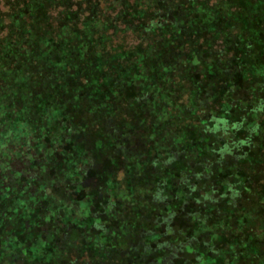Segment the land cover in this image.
I'll list each match as a JSON object with an SVG mask.
<instances>
[{"label":"trees","instance_id":"16d2710c","mask_svg":"<svg viewBox=\"0 0 264 264\" xmlns=\"http://www.w3.org/2000/svg\"><path fill=\"white\" fill-rule=\"evenodd\" d=\"M157 1L146 8L134 7L130 3L123 7H119V3L112 6L117 13L123 11L125 14L121 12L119 18L105 22L100 20L104 28L102 33H98L101 38L90 45H80L79 55L85 56L84 53L107 44L95 59L89 58L91 55H88V59L83 58L84 76L79 84H73L67 78L63 80L64 75L60 74L51 60L46 64L48 53H41L37 57L36 52H26V48L18 50L14 41H11L13 52L0 60V91L4 89L1 101H7L12 96L17 97V100L13 98L0 107V128L7 129L13 125V129L19 131L20 153L16 157L12 153L18 142L12 143L9 138L2 140L0 151L9 159L4 168H0V186L6 187L10 179L17 182L18 189L24 187L32 194L37 181H50L63 172L61 159L72 157V145L77 142L81 130L96 131L101 127L108 133L104 136L99 134L96 143L107 139L110 144L104 146L105 153L116 152L120 156L107 169L100 170L97 180L92 178L91 186H97L101 194L109 178H123L132 172L155 174L156 177L147 180L150 186H144L145 203L157 212H151L155 223L151 227L152 231L144 227L140 229L141 242L138 241L147 252L130 258L134 264H223L212 260L207 262L205 256L207 251H210V255L215 254L207 238L219 233L218 228L224 226L222 209L226 213H235L228 219L230 228L224 226L223 233H220L228 236L233 234L235 227L246 226L242 216H238L241 205H247L245 202H250V205L260 203L264 194V175L258 173L256 178L253 175L243 178L241 175V161L249 162L248 166L250 163L258 166L259 161L264 166V47L258 50L254 45L255 40L252 41L247 35H242V44L239 39H235L233 44L236 21L235 17L227 14L228 11L232 12L229 9L221 22L209 20L196 24L189 23L186 0ZM70 5L74 4L70 2ZM102 6L100 10L104 11ZM231 9L237 8L233 6ZM19 11L15 7L17 21L29 27L31 12L27 9L26 13L19 15ZM3 15L0 14V20ZM60 17L56 20L46 18V25L50 24L54 30V26L59 23L61 25L58 28H62L66 24L73 26L76 21L65 20V13ZM120 20L124 21L120 23L127 27L125 33L129 34L131 40L127 41V38L121 42L112 35V29L116 30L120 26ZM224 27L231 29L229 42L223 39L228 36ZM17 28L23 29L20 25ZM146 32L150 33L148 45L143 44L145 40L141 36ZM41 46L38 45L40 50ZM210 49L214 54L209 59L205 52ZM239 49L244 51L241 58L237 54ZM30 67L36 72H30ZM48 69L55 72V78L47 76ZM31 73L37 74L35 82L29 76ZM241 77L245 83L240 84ZM17 83L20 85L15 87ZM26 86L36 90L37 86L42 88L32 94L40 99L38 104L44 107L43 110L46 109L34 121L30 118L35 115H24L29 119V123L25 122L28 125L17 120L18 115H23V108L28 109L25 99L29 94L21 91ZM26 93H29L27 89ZM107 104L109 109L103 112ZM12 112L16 115H10ZM133 115L137 117L132 119ZM116 130L120 133L121 143L113 138L112 134ZM32 138L49 140L46 148L49 147L52 156L48 158L50 161L46 174L44 171L39 173L31 165L23 166L24 155L34 154L29 148L33 143ZM66 140L71 142L70 149L64 148ZM27 143L30 144L25 147ZM96 143L93 144L94 148L85 147L80 152L85 160L82 163L77 161L75 165L76 171L80 173L71 177L70 183L75 187L80 182L81 173L86 175L89 169L80 166L93 164ZM194 143L199 146L197 150L191 147ZM133 144H139L140 150L145 151V162L157 158L163 163L160 166L162 169L159 166L146 168L135 160L129 163L127 155L130 153L140 157ZM173 161L177 163L172 166L170 163ZM192 175L196 177L195 184L186 181ZM107 191L103 203L109 204L116 200L121 204L125 202L128 191L126 185L118 194L111 187ZM162 193L166 195L165 198ZM247 212H250L249 205ZM208 213V217H205L211 219L208 224L211 223L213 227H199L191 232L193 224H206L202 215ZM142 214L143 211L139 212L137 218H142ZM123 216L118 213V218ZM118 222L123 228L125 221ZM259 222L264 220L258 216L256 223ZM101 224L103 229L99 231L104 232L106 226ZM6 228L7 225L0 224V240L9 241L11 237L17 236L14 229ZM199 229L203 233L197 232ZM149 233L155 237L147 240L148 244H143L144 234ZM252 234L258 235V232ZM201 240L207 243L202 247L195 246ZM238 245L240 241L233 244L234 253L240 250ZM2 251L5 249L1 246L0 253ZM17 253L13 251L14 255ZM260 253L263 254V247L251 250L250 257L255 259ZM117 263L128 264V261L125 263L117 259ZM0 264L9 263L2 260Z\"/></svg>","mask_w":264,"mask_h":264},{"label":"rangeland","instance_id":"374dc122","mask_svg":"<svg viewBox=\"0 0 264 264\" xmlns=\"http://www.w3.org/2000/svg\"><path fill=\"white\" fill-rule=\"evenodd\" d=\"M93 1L0 0V14H5L3 15V19L0 20V60L9 52H13L11 48V41L13 40L18 50L26 48V52H36L37 57H39L38 55L41 53H48L49 57L46 58L45 63L47 64V61L51 60V62L57 66V70L60 74L64 75L62 77L63 80L67 78V81L70 79L73 84H79L84 76V69L82 68L83 58L86 57L88 59V55H91L89 58L95 59L100 55V50H102L101 48L104 46L102 44L103 46L96 48L94 51L90 48L91 52L84 53L86 55L83 56L79 55L80 45L85 43L90 45L93 41L97 42L96 40L101 38V35H98V33H102L104 28L100 25V20L105 22L109 19L113 20L119 18L121 12L123 15L125 14L123 11L117 13L112 6H117L119 3V7H123L130 3L134 7L146 8L158 2L157 0H109L110 2L107 0H100L96 3ZM70 2L74 5L68 6ZM101 2L103 4H101ZM85 4L94 6L88 7ZM185 4L188 8L189 23L192 22L196 24L205 23L209 20H218V22H221L224 13L227 12L228 9L231 10L232 12L228 11L227 14L230 17H235L236 21V32L232 35L234 36L233 40L231 39L233 44L235 43V39H239L242 44V35H247L249 38L253 39L252 41L255 40L254 45L258 50L261 51L263 49L264 0H186ZM101 5H103L102 8L104 11H102V9L100 10ZM233 6L237 9L232 10L231 8H233ZM15 7L20 9L18 12L19 15H23L27 12V9H29L32 14V19H29L31 21L29 27L23 22L17 21V18L14 16ZM92 8L94 9L92 10ZM12 11L13 13L11 14ZM63 13L66 15L65 20H76L73 26H71V24H66L62 28H58V26L61 25V23H59L54 26L53 30L50 24V26L46 25V18L51 20L61 19L60 15H63ZM97 15H99L98 18ZM120 22L124 21L120 20L119 23ZM125 24L127 23L125 22ZM18 25L22 26L23 29L17 28ZM123 25L124 23H120V26L117 27L116 30L111 28L114 30L112 35L121 42L127 38V41L131 40L129 34L125 33L127 32V27ZM145 27L146 26L143 27V31H145ZM223 30L228 35L224 36L223 39L229 42L231 37L229 32L231 29L229 27H224ZM149 35V32L141 34L145 40L143 41L144 45H148L147 41L150 40ZM93 38L95 40H92ZM40 41H42V43H39ZM104 43L106 44V42ZM118 44L120 43H117V45ZM233 44L231 45L233 46ZM38 45H42L40 47L41 50ZM18 50L15 52L17 53ZM228 50L230 51L231 49ZM205 53H207L209 59L214 54L211 49ZM237 54H239L238 58H241L244 56V51L239 49ZM30 55L32 56V54ZM224 57L226 56L224 55ZM112 59H114V57ZM43 60H45V58H43ZM221 65L222 63L220 66ZM39 70L40 69H37V71ZM32 71L34 70L30 67V72ZM13 75L16 76L15 74ZM29 76H32V81L35 82L37 74L31 73ZM47 76L49 78H55L54 76H56V74L52 72L51 69H48ZM132 77L135 78V75ZM239 81L240 84L243 82L242 77ZM19 85L20 84L17 83L15 87ZM26 89L29 93H26ZM39 90H42V88L39 89V86H37V90L28 86L21 90L22 93L29 94L28 96L26 95L27 98L25 99L28 109L24 107L23 115L17 116V120L23 121L22 123L24 125H28L27 123H29L27 116L35 115V117L30 118L31 121H34L36 116H39L40 113H44L43 111L46 110H43L44 107L42 108V105L38 104L40 103V99L32 94L33 92L38 93ZM3 91L4 89L0 91V107L3 106L2 104H7L13 98L17 100V97L12 96L8 97L9 100L7 101L5 99L1 101L2 94L4 93ZM55 102L53 103L54 106H56ZM52 109L53 107L49 110ZM104 109L108 110L109 105L107 104L103 107V112L105 111ZM14 114L16 115L15 112L10 113V115ZM135 117L137 116L133 115L132 119ZM17 132L19 131L14 130L13 125L7 129L0 128V148L2 140L6 138H9L12 143L15 141L18 142V145L12 151L15 157L20 153V140ZM101 133L102 136H104L108 131H103L101 127L96 131H90L88 129L81 130L80 137H78L77 142H74L72 145V157L70 159L65 157L61 159L60 164L62 165L63 172L57 177H52L50 181H37L34 184V192L32 194L28 193L24 187L18 189V187H16L17 182L10 179H8L6 187L2 186V188L0 186V188H2L1 193H3L0 198V224L7 225V230L9 228L14 229L13 232H16L15 235H17L11 237L9 241L0 240V245L5 249V251H2L3 253H0V261L5 260L9 264H118L117 259H122L125 263L128 261V264H134L130 258L144 255L147 252V250L139 244L140 229L144 227L145 230L152 231L153 229L151 227L155 223V219H152L154 214H151V212L155 214L157 212L154 211V208L145 203L146 193L144 191V186H150V182L147 180H151L152 178L155 179V174L146 175L144 172H138V174L132 172L130 176L128 174L123 178H109L107 183L103 185V190L100 194L97 186H91L92 184L90 182L93 181L92 178L97 180L100 170L107 169L115 162L116 157L120 156V154L116 152L113 154L105 153L104 146H109L110 144L107 139L104 138L101 140V143H96V137ZM112 135L115 141L121 143L118 130ZM66 141L64 148L70 149L71 142L69 140ZM32 142L29 148L34 154L31 153L29 154L30 156L24 155L23 166L28 167L31 165L36 168L39 173L44 171L43 173L46 174V169L50 161L48 158L52 156L48 150L49 147L46 148V145L49 144V140L40 139L39 141L32 138ZM94 143L97 144V148L95 154L92 156L94 158L93 164L91 166L85 164L80 166L81 168L85 167L89 169L86 175L81 173L83 177L80 176V182L75 187L74 184L70 183L71 177L75 174L80 175L79 171H76L77 168H75V165L77 161H81L82 163L85 160L80 152L87 147L92 148ZM28 144L30 143L25 144V147H27ZM133 145V148L137 149L140 157L134 156V153H130L127 155L129 163L135 160L137 164H144L146 168L159 166V168L162 169L160 166H162L163 163L157 160V158L145 162L146 159L143 158L145 157L143 155L145 151L140 150L139 144ZM191 147L197 150L199 146L194 143ZM8 159L7 155L0 151V168L5 165ZM175 163L177 162L173 161L170 164L173 166ZM248 164L249 162L246 163L241 161V175L243 178L244 176H249L251 178L252 175L256 178L255 176L258 173L264 175V166L260 164L259 161L258 166H256L255 163H250V166H248ZM195 178L196 177L192 175L189 176L186 181L195 184ZM125 185L128 191L126 196L124 194L125 202L123 204H121V202L117 203V200L108 202L109 204L103 203L107 197L106 195H108L107 189L109 187H111V190H117L116 194H118L119 190ZM9 191L12 193L9 194ZM221 193L223 194L224 192ZM161 195L164 198L166 196L163 193ZM262 196L260 203H252V205H250V202L247 203L244 201L247 205L244 203L241 205L242 208L238 211V216H242V222L245 223L246 226L235 227L233 234L228 236L224 234L220 235V233H223L224 226L230 228L228 219L233 217L235 213H226V211L222 209L221 218L224 219V226L218 228V231H220L219 233L217 232L215 235L210 236L209 239L207 238V241L211 242V248L215 252V254L210 255V251H207V255H205L207 262L212 260L223 262V264H264V222H259V224L256 223L258 216L264 220V194ZM168 199L169 198H167V200ZM248 205L250 212H247ZM15 211L18 214L14 213ZM141 211H143L142 218H137ZM103 212H106V214H103ZM118 213L124 216L118 218ZM108 215L109 217H107ZM206 215L208 217L209 213L202 216L205 217ZM118 220L125 221V223H123V228L120 227L119 223L121 222H118ZM210 220L205 217L203 221L206 222V224L203 225V222H197L193 224V227H190V231L193 232L194 229L199 227L201 229L204 227H213L211 223L208 224ZM101 223H104L106 226L104 232L99 231L100 228L103 229ZM201 229L197 232L203 233ZM252 232H258V235L252 234ZM153 237H155V235L150 233L144 234L142 243H147V240ZM238 241H240L241 245H238L240 250L234 253L233 249L235 247L232 246ZM205 243L207 242L204 240L202 242L201 240L198 241V244L195 246L202 247ZM220 243H222V245H220ZM258 247H263V254L261 255L260 253L255 259L250 257V251L257 250ZM151 248L155 249L154 246ZM241 249H243V252ZM13 251L18 253L14 255ZM53 251L55 254H53ZM190 264L194 263L191 262Z\"/></svg>","mask_w":264,"mask_h":264}]
</instances>
